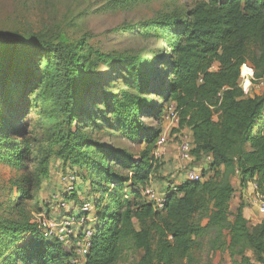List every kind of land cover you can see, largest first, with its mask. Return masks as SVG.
<instances>
[{"label":"trees","instance_id":"1","mask_svg":"<svg viewBox=\"0 0 264 264\" xmlns=\"http://www.w3.org/2000/svg\"><path fill=\"white\" fill-rule=\"evenodd\" d=\"M155 1L113 0L112 8ZM172 1L139 26L160 42L155 51L105 54L85 38L0 42V161L17 173L0 202V264H72V248L46 239L32 216L51 213L39 194L53 158L77 177L64 194L71 210H57V218L93 200L85 264H119L140 252L135 264H200L204 250L228 253L233 264H264V216L251 225L242 197L231 210L233 176L242 195L256 185L264 197V94L245 96L239 86L244 65L264 78V0H196L192 7ZM40 80L51 84L30 104ZM45 91L42 109L61 125L48 148L30 139L28 124L30 109L47 101ZM170 104L180 128L192 133L195 163H212L201 181L168 190L159 210L145 191L162 168L154 158L162 129L147 120L160 125ZM101 130L145 148L135 156L88 137ZM79 183L89 187L86 199L75 193Z\"/></svg>","mask_w":264,"mask_h":264},{"label":"rangeland","instance_id":"2","mask_svg":"<svg viewBox=\"0 0 264 264\" xmlns=\"http://www.w3.org/2000/svg\"><path fill=\"white\" fill-rule=\"evenodd\" d=\"M113 0H0V42L10 43L16 39H29L43 42L44 44H57L63 39L73 42L85 38L88 44L105 54L112 53H138L140 50L155 51L160 47V42L152 37L144 36L140 33L139 26L144 22L153 19L157 13L167 11L174 7L172 0H158L151 3L138 4L128 11H120L112 8ZM196 0L179 1L177 4L182 7H192ZM44 62V58L42 59ZM114 83V77L111 79ZM39 87L28 94L27 99L30 104L44 90L46 84L51 82L39 81ZM254 96L264 94V85L256 83ZM15 89V87L13 88ZM49 91H45L46 100H39V108L30 109L29 134L30 139L36 140V145L48 148L50 136L54 133V126H60V121L52 115H46L42 104L49 103ZM2 108H0L1 112ZM49 112H54L50 110ZM13 120V116H12ZM150 125L158 126L162 129V134L169 137L167 145L161 149L160 157L155 158L162 164L165 152L171 146L176 147L178 143V132L175 125L163 118L161 124H154L152 120H147ZM14 124V120L12 121ZM90 138L108 144L118 149H125L135 156L144 150L143 144L133 143L124 138L119 132H114L109 136L107 130L97 133H89ZM18 140V135L12 136ZM38 147V146H37ZM37 152V148H36ZM179 159V158H178ZM169 164L173 161L168 162ZM52 177L42 185L39 197L44 205L49 204L50 215L32 214L34 221H39L42 217L57 218L59 212L53 204L55 197L64 198L65 182L64 177L70 174L61 171V163L56 158L51 161ZM177 172V171H176ZM175 172V173H176ZM174 174V173H173ZM17 173L7 164L0 161V202H6L10 196L11 182L15 180ZM166 179V177H164ZM170 179L171 177H167ZM161 179V178H160ZM51 181V182H50ZM234 182L236 194L232 201V208L239 203L240 185ZM87 192H89V187ZM255 194L249 196L253 198ZM256 197V196H255ZM84 198H87L85 195ZM93 202V200H91ZM250 211L249 222L251 225L258 224V209L254 204H247ZM63 214V213H60ZM93 215V213H92ZM93 219V218H92ZM94 220V219H93ZM143 255V252L126 254L119 264H135ZM250 255V254H249ZM200 264H233L228 253L212 254L204 250L199 254ZM251 256V255H250Z\"/></svg>","mask_w":264,"mask_h":264},{"label":"built area","instance_id":"3","mask_svg":"<svg viewBox=\"0 0 264 264\" xmlns=\"http://www.w3.org/2000/svg\"><path fill=\"white\" fill-rule=\"evenodd\" d=\"M252 69L251 75L247 77L249 84L247 91H244L241 87L243 83L244 77L242 76V69L240 74V88L244 92L245 96L253 97V92L256 88V83L261 82V85H264V78L257 80L255 78V72L252 67L247 65ZM253 91V92H252ZM167 121H170L175 125V129L178 132V158L181 162L187 164L186 173H185V182H199L202 180L201 171L191 168V165L195 163V157L193 155V150L195 148L194 141L192 138V133L188 129L182 130L180 128L179 116L176 111V106L174 104H170L167 106L165 117ZM169 141V137L166 134H162L157 143V151L154 154L155 158L160 157L161 149L164 148ZM207 164L212 163V158L208 157L205 159ZM63 181L65 182V193H72L75 189V184L77 182V177L75 174H68L64 177ZM254 192L256 193V198L254 205H256L258 209V213L261 216H264V197L257 193L256 185H253ZM178 188L174 187L172 191H177ZM145 195L147 200L153 204H155L156 208L161 210L164 207L165 195L160 196L157 191L153 189H146ZM53 204L56 205V210H64L69 212L71 207L68 205L67 201L64 198L59 199L55 197L53 200ZM94 207L93 202L84 200L82 205L77 209L73 208L72 211L76 213L71 216L58 219V218H45L42 217L39 221H37L39 228L43 236L49 240H57L60 243L64 244L66 247L72 248L73 250V258L71 259L72 264H85L86 258L89 254V249L91 247V240L93 236V232L91 229V225L93 222L92 213Z\"/></svg>","mask_w":264,"mask_h":264},{"label":"crops","instance_id":"4","mask_svg":"<svg viewBox=\"0 0 264 264\" xmlns=\"http://www.w3.org/2000/svg\"><path fill=\"white\" fill-rule=\"evenodd\" d=\"M187 132L189 134L191 133L189 131ZM165 153L166 154L164 156V160H162V163L165 165L160 169L159 173L155 175L150 185L147 187L148 189H153L157 191L160 196L165 195L168 192V190H171L174 187L180 186L183 182H185V173H186V167H187V164L181 162L178 159V151L176 150V147L171 146L168 150H166ZM170 161H173V163L169 164L168 162ZM207 167H208V164L205 161H200L199 163L191 165V168L197 169L201 172ZM169 176L171 177L170 179L167 178ZM51 177H52V171H51ZM164 177H166V179ZM231 180H232L233 186H234L233 181H236L237 184L239 185V179L237 176H233ZM87 190H88V186L82 183H79L77 184V191L75 193H77L78 197L83 200V199H86L84 198V196L86 195ZM251 193L255 194L256 196L253 186H250L248 191L246 193H243V195L240 193L242 197V201L246 205V209L244 210V215L248 220H249L248 217L250 215V211L247 207V204H251V203L254 204L255 198H256L255 196L253 198H250L249 196L251 195ZM239 203H240V200H239ZM239 203L235 206V209L232 208V203H231V210L233 212H235ZM259 217H263V216L259 214ZM262 219L263 218H261L258 223H260Z\"/></svg>","mask_w":264,"mask_h":264},{"label":"clouds","instance_id":"5","mask_svg":"<svg viewBox=\"0 0 264 264\" xmlns=\"http://www.w3.org/2000/svg\"><path fill=\"white\" fill-rule=\"evenodd\" d=\"M252 69L249 68L247 65L242 66V76L244 77L243 83L241 84V87L244 91H247L249 81L247 77L251 75Z\"/></svg>","mask_w":264,"mask_h":264}]
</instances>
